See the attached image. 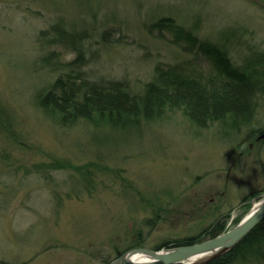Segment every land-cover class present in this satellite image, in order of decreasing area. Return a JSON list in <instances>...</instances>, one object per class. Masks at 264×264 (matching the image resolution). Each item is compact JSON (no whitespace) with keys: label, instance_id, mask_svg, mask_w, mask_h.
I'll list each match as a JSON object with an SVG mask.
<instances>
[{"label":"rangeland","instance_id":"374dc122","mask_svg":"<svg viewBox=\"0 0 264 264\" xmlns=\"http://www.w3.org/2000/svg\"><path fill=\"white\" fill-rule=\"evenodd\" d=\"M162 17L203 41L242 34L264 50V0H0V264H111L140 237L155 249L226 213L231 229L264 195V96L239 130L200 127L180 109L126 131L64 126L41 107L63 72L42 57L76 55L42 31H89L87 68L138 91L158 62L192 58L172 33L150 32Z\"/></svg>","mask_w":264,"mask_h":264},{"label":"trees","instance_id":"16d2710c","mask_svg":"<svg viewBox=\"0 0 264 264\" xmlns=\"http://www.w3.org/2000/svg\"><path fill=\"white\" fill-rule=\"evenodd\" d=\"M149 30L165 39L166 31L172 33L171 42L192 58L158 62L153 78L138 91L126 79L97 76L87 68L89 54L94 53L89 31L70 30L63 21L42 31L40 36L47 43L60 44L76 55L67 62L57 59V52L42 57L41 61L63 72L41 95V107L53 111L64 126L83 124L125 131L138 129L169 109L182 110L200 127L220 122L239 130L253 123L264 96V50L259 45L245 40L242 34L235 36L236 45L233 40V44L224 46L203 41L172 17L160 18ZM112 35L111 28L100 32L105 43L113 42ZM234 49L240 51L238 59L231 54ZM229 217L230 213L223 214L200 233L164 241L155 249L215 237L226 231ZM240 221L236 219V223ZM139 246H144L142 237L130 248ZM123 253L120 251L118 256ZM205 264H264V219L229 252Z\"/></svg>","mask_w":264,"mask_h":264},{"label":"water","instance_id":"95a60500","mask_svg":"<svg viewBox=\"0 0 264 264\" xmlns=\"http://www.w3.org/2000/svg\"><path fill=\"white\" fill-rule=\"evenodd\" d=\"M260 137L264 138V134ZM261 200L262 203L258 209L250 215L247 214L248 216L246 215L235 227L215 237L195 244L172 248H133L114 260L111 264H205L229 252L264 219V195ZM134 252L147 254L150 258L139 262L131 261L127 258V255ZM196 255H200L203 259L197 262L191 261Z\"/></svg>","mask_w":264,"mask_h":264},{"label":"bare ground","instance_id":"6f19581e","mask_svg":"<svg viewBox=\"0 0 264 264\" xmlns=\"http://www.w3.org/2000/svg\"><path fill=\"white\" fill-rule=\"evenodd\" d=\"M262 203V200H258L254 203L251 211L248 213V215H250L252 212H254L256 209H258V207L261 205ZM247 215V216H248ZM127 258L130 259L131 261H135V262H139V261H145V260H148L150 258L149 255L147 254H144V253H137V252H134V253H131L129 255H127ZM203 257H200V255H196L195 257H193L191 259V261L193 262H197L198 260H202Z\"/></svg>","mask_w":264,"mask_h":264}]
</instances>
